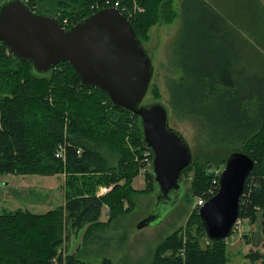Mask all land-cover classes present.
<instances>
[{
    "label": "trees",
    "instance_id": "16d2710c",
    "mask_svg": "<svg viewBox=\"0 0 264 264\" xmlns=\"http://www.w3.org/2000/svg\"><path fill=\"white\" fill-rule=\"evenodd\" d=\"M54 1L59 11L52 14L67 28L106 6V0ZM115 1L111 0L112 5ZM119 1L121 7L129 8L137 1L145 9L143 13L136 11L131 18L143 42L148 27L166 14V9L172 11L173 0ZM246 1H182V24L178 36L176 34L172 59L174 66L183 70V77H169L166 85L172 114L195 126L198 143L234 146L248 142V147L242 150L254 158L255 165L244 184L239 218L255 219L259 213L264 215V53L261 51L264 42L255 39V30H264V4L261 0ZM26 2L39 13L35 5L43 0ZM85 5L89 7L84 8ZM156 10L157 14L152 15ZM247 12L249 18H245ZM145 14L151 19H146ZM171 15L173 20L175 12ZM253 41H257L260 48ZM60 64L68 68L55 69ZM0 86H3L0 87V175L64 174L66 196L64 205L46 213L37 214L22 208L0 213V264H53V259L60 258L59 249L73 231L79 237L83 230L81 239L87 241L95 229L105 223L101 221L105 207H108V218L112 219L122 210L126 200L132 201V193L136 192L132 187L133 179L140 174L142 165L131 159L132 153L125 139L117 138L105 122L110 119L116 123L119 112L132 113L113 105L105 91L83 85L69 62L58 63L49 75H41L34 71L29 61L21 60L4 43H0ZM51 90L57 97L56 108L44 110L42 117L32 116L30 110L35 105L41 107ZM73 103H79L73 106L85 119L80 121L77 117V130L71 131L64 141L67 152L63 160L56 157L55 146L66 134L61 116L76 114ZM100 107L107 108L110 117L101 119ZM133 116L139 130L133 142L144 143L139 118ZM88 119L95 128L89 125ZM123 121L117 125L126 127ZM38 151L42 152L39 159ZM89 154L100 156L102 162L109 163V169L89 161ZM113 163L114 169L110 168ZM203 167L206 166L200 169ZM85 171L100 173L93 177H73ZM146 178V188L141 192L156 191L150 168ZM205 178H210L208 184L196 186L194 194L201 191L203 194L199 195L205 196L213 185V194L218 191L219 175L213 181V175L206 174ZM211 182L213 185L205 191ZM99 184L110 189L102 195L96 194ZM196 210L190 221L199 223L200 231L206 234L199 209ZM191 239L190 236L184 240L183 236L175 235L167 248L183 247L184 253L163 257L158 252L150 264H228V256L220 246L223 239H210L214 247L208 248H200ZM67 261L68 264L83 262L72 254L68 255ZM100 264L114 263L104 256Z\"/></svg>",
    "mask_w": 264,
    "mask_h": 264
},
{
    "label": "rangeland",
    "instance_id": "374dc122",
    "mask_svg": "<svg viewBox=\"0 0 264 264\" xmlns=\"http://www.w3.org/2000/svg\"><path fill=\"white\" fill-rule=\"evenodd\" d=\"M82 1L83 0H79V3ZM182 1L183 0H173L171 2V9L175 12L173 20L171 15L172 11L169 12L166 9V14L157 18V22L148 27L147 37L143 35L144 46L152 56L154 66L149 90L143 100V103L162 101L171 107L169 103L170 94L166 85V80L169 77L178 79L183 77V70L178 66L176 68L172 59L174 43L176 37L178 36L177 32L180 31V26L182 24ZM214 1L224 2L225 0ZM261 1L264 4V0ZM246 2L249 3V0ZM55 6L57 7L54 0H43L40 4L36 3L35 10L39 13H58V7L56 10ZM88 7V5L84 6V8ZM130 9L138 11L139 13L145 12V9L141 5L137 4V1H134V5H132ZM161 12L160 14H162ZM156 14L157 10L152 13V15ZM145 15L146 19H151L149 14ZM249 17L250 13L247 12L245 18ZM167 20L171 21L167 23ZM255 33L257 35L255 39L264 42V30H255ZM253 42L260 48V44H258L257 41ZM261 51L264 53V49ZM176 60L177 57L175 56V61ZM60 65L61 66H58L55 69L61 70V68H68L65 64ZM37 83L39 84V82ZM77 88L78 84L76 82L75 89L77 90ZM47 96L48 100L45 97L44 102L41 103V107H43L42 109L39 105H35V107L30 110L32 116L39 115V117H42L44 116L46 110L51 111L53 108H56L57 97L54 96L52 90L48 92ZM78 104L79 103L72 104L73 109L76 110V114L73 113L69 115L68 113H64L65 116H61V119H63L65 123L66 134L64 140H60L56 144V150L61 143L64 144V141L67 139V136L70 135L71 131L74 132L73 130H77V117L80 121L85 119V116L79 115L80 110L73 106ZM100 109L102 111V116L100 117L101 119H103L104 116L110 117V111L107 108L100 107ZM109 120L107 119L105 121L108 128L112 129L117 138L123 137L125 139L126 144L132 153L131 159L138 161L142 165L141 172L136 176L135 183L138 184L139 182H142L144 183V187L138 188V185H134L133 179L132 187L136 192L132 193V201L129 202L126 200L122 210L112 219L105 216V211L102 218H106L101 219V221L105 223H101L87 241L81 239L83 230L80 231L79 237L75 231H73L70 238L66 239L63 247L59 249L58 253L60 258L57 257L53 259V264H61V261L63 264H68L67 258L69 254L83 260L82 263L76 262L72 264H100L104 256L109 257L114 264H150L155 253L157 254L160 252L163 257H170L176 255V253L183 252V247H178L177 250L167 248L175 235L178 237L183 236L184 240H187L190 236L192 238L191 241L197 244V246H200V248L214 247L213 242L207 237L205 232L203 233L200 231L199 223L196 224L194 221H190L194 211H197V207L195 206L196 201L200 195L203 194L201 191H199L201 193H199L200 195L198 193L194 194V188L196 189V186L198 185L203 187L208 184L210 178L206 179V174L210 176L213 175V181L216 175H220L222 169L224 168L226 157L233 151L246 149L249 145L248 142H242L234 146L225 144L207 145L198 143L195 140L198 133L195 126L189 121L186 122L176 119L172 114L171 108L169 121L170 126L180 130L189 141L193 150V163L190 169L183 175V183L186 187H183L181 192L182 197L179 202L175 206L162 205L156 208V191H149V193L141 192V190L146 188V173L149 171L153 154L152 151L141 141V143L137 144H134L133 142V138L139 133L136 118L132 114L128 115L126 113L119 112L117 115V122L124 120L123 122L126 127L119 126L117 125V122L113 123L111 120L109 122ZM87 122L90 126L95 128L96 125L91 120L88 119ZM41 153L42 152L40 151L36 153L37 159L40 158ZM88 160L96 163L97 165H105L109 169V163L107 164L106 162H102L100 156L95 157L89 154ZM116 164L119 165V161H117ZM202 166L206 167L200 169ZM114 167L115 165L113 163L110 168L114 169ZM85 172L86 173L79 172L78 175H73V177L75 179L87 176L93 177L94 175L100 173L90 171ZM109 172L111 173L110 170ZM60 175L64 176V174ZM0 176L3 182L0 189V213L12 211L21 207L22 209H27L31 212L40 214L46 213L61 204L57 191L54 205L40 204L39 206H34L29 204L30 199H14L11 201H8L7 199V187L11 184L27 183V185L31 187L34 195H36L39 191L41 193L48 192V188L54 187L55 179H59L58 177H53L52 174H34L33 176L29 174H6ZM121 183H124V180L123 182L121 181ZM211 184L212 182L207 188H202L201 190L204 189L206 191ZM102 187H106V185L99 184L96 194H101L100 190ZM214 189L213 185L205 195L206 198L208 195L213 194L211 191ZM53 192L55 191H49V195ZM146 219L150 220L151 224L140 226V224ZM70 227H73L72 224H70ZM220 246L224 248L225 256H228V264H264V215L259 213L255 219H252L251 217H241L237 227H235V231H232L227 238L223 239Z\"/></svg>",
    "mask_w": 264,
    "mask_h": 264
},
{
    "label": "water",
    "instance_id": "95a60500",
    "mask_svg": "<svg viewBox=\"0 0 264 264\" xmlns=\"http://www.w3.org/2000/svg\"><path fill=\"white\" fill-rule=\"evenodd\" d=\"M0 43L41 75L69 62L83 85L105 91L113 105L138 116L143 141L153 154L156 208L179 202L193 150L185 135L170 126L168 104L143 103L154 72L152 56L118 7H101L67 28L54 14L34 11L26 0H0ZM254 165V158L243 151L226 157L218 191L198 211L209 239H225L233 231ZM147 224L151 221L146 219L140 226Z\"/></svg>",
    "mask_w": 264,
    "mask_h": 264
},
{
    "label": "crops",
    "instance_id": "0c3cea01",
    "mask_svg": "<svg viewBox=\"0 0 264 264\" xmlns=\"http://www.w3.org/2000/svg\"><path fill=\"white\" fill-rule=\"evenodd\" d=\"M29 175L33 176L34 174H29ZM52 176L55 178H57V177L59 178L57 180L54 178L55 179L54 187L48 188L49 191H55L52 194L49 195V191L45 192V193H41L39 191V192H37L36 195H34L31 187H29V185H27V183L11 184L7 187V189H8V195H7L8 201H11L14 199H17V200H19V199L20 200L30 199L29 204L34 205V206H39L40 204L54 205L55 204L56 191H57L58 198L61 201V204H59L58 206L64 205V203L66 202L65 188H64V183H65L64 176L60 175L58 173L52 174ZM135 179H136V177L134 178V185H138V188H143L144 183L139 182L138 184H136ZM45 195H48V196H45ZM31 207H33V206H31ZM19 208H21V207H19ZM105 211H106V214H105ZM107 212H108V207H105L103 209V213L105 214L106 217H108ZM103 213H102V215H103ZM106 217H104V218H106ZM104 218H102V216H101V219H104Z\"/></svg>",
    "mask_w": 264,
    "mask_h": 264
},
{
    "label": "built area",
    "instance_id": "2783aa9c",
    "mask_svg": "<svg viewBox=\"0 0 264 264\" xmlns=\"http://www.w3.org/2000/svg\"><path fill=\"white\" fill-rule=\"evenodd\" d=\"M109 5H112L111 3V0H106V6H109ZM113 6H116L118 7L129 19L133 18L134 17V13L136 11L134 10H131L128 6H122L121 7V4H120V1L117 0L114 2ZM105 7V6H104ZM66 24L68 23L67 20H65ZM103 103H106V101L104 100ZM66 152H67V149H66V146L65 144H60L55 152L56 156L58 158H63V159H66ZM78 153L81 154V149H78ZM216 183V182H215ZM3 185V182H2V179L0 177V188L2 187ZM110 189V187H102L100 192L101 193H106L108 190ZM215 189L212 190L211 192L214 193ZM206 197L205 196H200L197 201H196V204L195 206L196 207H200L202 204H204V202L206 201ZM239 220L238 219L235 224H234V227L233 229L235 230V227H237V224L239 223Z\"/></svg>",
    "mask_w": 264,
    "mask_h": 264
}]
</instances>
